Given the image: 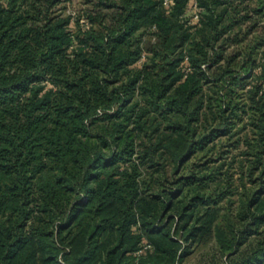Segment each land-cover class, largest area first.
<instances>
[{
  "label": "trees",
  "instance_id": "16d2710c",
  "mask_svg": "<svg viewBox=\"0 0 264 264\" xmlns=\"http://www.w3.org/2000/svg\"><path fill=\"white\" fill-rule=\"evenodd\" d=\"M77 1L86 6L65 16ZM191 1L0 0V264L48 238L70 246L72 264H90L110 226L117 241L103 263L127 264L139 220L172 234L145 218L156 185L169 208L167 182L190 186L211 216L240 195L242 232L264 220V0H194L195 23ZM221 134L240 152L229 161L209 155ZM162 146L178 149L161 174ZM191 204L177 210L183 226Z\"/></svg>",
  "mask_w": 264,
  "mask_h": 264
},
{
  "label": "rangeland",
  "instance_id": "374dc122",
  "mask_svg": "<svg viewBox=\"0 0 264 264\" xmlns=\"http://www.w3.org/2000/svg\"><path fill=\"white\" fill-rule=\"evenodd\" d=\"M165 5L169 6V0H165ZM85 6L86 4L83 1H77L65 10V16L72 15L71 17H75ZM198 13L199 8L197 7V3L192 0L189 5V14L194 15L193 23L199 20ZM72 20L73 22L70 25V29L77 32L78 24L75 23V18ZM83 21L85 20L83 19L81 23H83ZM249 83L250 82H248V84ZM233 132L236 133L233 139L242 136V133L238 134L236 129H234ZM172 136L175 137V134ZM220 137L210 142L208 145L209 148H211L209 155L212 159H217L218 156H220L225 157L229 161V157H231L232 154L240 152L231 149V144H227L230 140L229 135L221 134ZM177 144H179L178 141ZM168 147L169 146H162L158 153L161 155L160 161L163 165L162 168H159L161 169V174L164 169H168V171L171 172L174 169L172 155L173 151L177 152L178 146L177 148L176 146L172 147V150ZM205 154L204 151H200V154L190 158L187 166L183 167L181 170V174L183 176L186 174L188 165L195 162L198 163L205 159ZM235 165L238 166L239 169L235 175V177L238 178L239 175H242V168H240L238 164ZM155 169L156 168H152V170ZM159 175L160 172H157L156 177ZM150 179L151 178H148V184H151ZM157 181L154 182L158 183ZM249 181L247 187L250 188L252 194L261 191L262 186L258 184L254 185V182L251 180ZM165 187L164 194H166L170 201L169 208L165 210L164 213L162 212L163 207L161 200L156 198L157 196H153L158 195L159 186L156 185L155 189L149 190L147 194H145L147 197L146 208L149 211L145 218L148 219L147 221L153 220L156 221V223H160L163 229L166 228L165 230L172 232V234L165 235L163 232H160L159 229H149L142 223L143 221L139 220L138 224L133 226V230L135 233H140L142 235V241L132 255L126 254L127 264H233L239 262L242 264V260L249 259V257L250 259L258 258V260L257 262L248 264H264V243L259 242L264 240V220L261 221L258 226H256L255 223L252 224L253 228L251 227V221H246V225L244 224L247 226L245 228L246 230L242 232V222L236 217L239 200L241 199L240 195L233 196L231 199L235 200L232 203L228 200L230 198L224 199V201L231 205L230 213H225L224 207L221 209L216 207L218 211L213 215L215 216L214 218L205 213L207 206H205L201 200H190L193 194V191H190V186H181L177 183L167 182ZM242 189H244V187H242ZM186 202H191L192 208L188 210V213H191L189 214L191 215L189 223L183 226L182 223L184 222L177 210H181L183 204L185 205ZM162 213L164 216L159 217ZM171 216H175V219H171ZM228 216L237 224L235 231L230 230L227 223L223 221V217L228 218ZM218 224L226 225L223 229V235L221 236L216 231ZM110 227H108V229L106 228V231L103 230L102 234L96 239L97 255L90 264H104L103 262L106 258L108 249L116 243L117 236L110 231ZM222 239L227 240V242L229 241L228 243H232L233 248L223 252L222 248L224 246L221 242ZM235 241H237L236 247L234 246ZM159 243H167L171 248H169L168 252H165L162 248H157ZM46 245L47 247L44 248L34 241L30 242L20 252V256L13 264H72V262H69L66 258L67 255L71 253V248L68 244H62L60 241L56 242L52 240V238H48ZM112 257L114 258L115 255Z\"/></svg>",
  "mask_w": 264,
  "mask_h": 264
}]
</instances>
